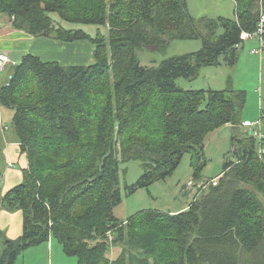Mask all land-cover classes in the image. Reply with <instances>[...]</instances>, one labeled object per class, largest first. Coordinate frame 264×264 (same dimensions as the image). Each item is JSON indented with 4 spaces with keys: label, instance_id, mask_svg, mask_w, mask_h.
Returning <instances> with one entry per match:
<instances>
[{
    "label": "trees",
    "instance_id": "1",
    "mask_svg": "<svg viewBox=\"0 0 264 264\" xmlns=\"http://www.w3.org/2000/svg\"><path fill=\"white\" fill-rule=\"evenodd\" d=\"M233 2L231 18H195L186 0H0V13L17 29L94 46L88 65L26 53L0 85V106L13 110L10 130L27 161L21 182L0 196L6 210L22 212L20 236L0 231V264H19L24 250L49 239L76 264H149L145 253L154 264H264V154L241 127L246 94L231 85L188 90L176 83L201 66L236 63L242 31H257L264 0ZM61 21L105 25L107 38ZM260 37L264 44V26ZM176 39H199L201 48L155 66L138 62L136 48L162 50ZM225 124L231 138L222 170L214 184L193 181L185 209L114 214L121 163L140 160L143 168L127 194L171 175L184 154L200 180L204 138ZM110 230L128 235L133 248L109 258Z\"/></svg>",
    "mask_w": 264,
    "mask_h": 264
},
{
    "label": "rangeland",
    "instance_id": "2",
    "mask_svg": "<svg viewBox=\"0 0 264 264\" xmlns=\"http://www.w3.org/2000/svg\"><path fill=\"white\" fill-rule=\"evenodd\" d=\"M186 2L190 14L195 18H216L218 16L231 18L234 16L233 0H186ZM50 15L54 18H58L55 13ZM61 23L67 28H81L90 34L91 37H95L98 31L107 38V26L105 25L73 23L67 21H61ZM222 32V29L217 31L218 34ZM78 42H82L81 45L73 46L74 48L72 47V50L68 51V54L71 55L72 58L77 59V61L69 65H88L93 63V44L89 40ZM263 47V41L262 44H259L257 38H245L238 48V59L235 64L229 65L222 62L218 65H204L198 69L195 77L190 79L178 78L176 83L183 89L188 90H222L227 87V85H231L237 90H243L246 95L241 112V119L252 120L262 115L264 127ZM200 48L201 41L199 39H176L170 41L162 50L145 46L138 47L135 50V55L141 65L155 66L164 58L195 52ZM79 49H81L82 58L76 55ZM6 72L4 71L0 75L5 76ZM0 109V119H2L1 125H6L5 127L7 129L4 130V132L8 134L13 110L4 106H0ZM230 138L231 130L226 127L206 135L204 140L206 165L201 171L200 180H194L190 156L184 154L179 165L171 175L165 179L155 180L148 187L139 188L134 193L127 194L125 185L135 183L143 172V168L140 160H131L121 163L122 201L114 208V214L119 218L125 219L145 209H154L161 212H178L180 208L192 201L193 196L191 193L194 194V182L198 183L203 181L206 185L221 172L225 155L230 149ZM3 163L0 155V167H3ZM15 166L19 168L17 160H15ZM189 182L193 183L189 185ZM211 183L213 184V182ZM198 189L199 188H197V190ZM261 200L264 204V196H261ZM121 224L125 226L127 225V221L124 220ZM124 230L126 232V228ZM118 234H120L118 230H110L106 234V242L108 245L107 255L109 258H115L122 248H133L129 245L131 240L128 235L125 234L123 239H119ZM141 236L143 235L141 234ZM29 248H57V250L54 249L52 251L51 257L48 251H45V253L41 252L39 256L26 255L25 264H76V258L65 255L61 245L55 239H49V241ZM134 252L142 254L136 247ZM165 253L166 249L164 248L163 255H161L166 257ZM144 255L148 258L149 264H154L152 257L146 253ZM21 260L22 254L18 257L17 263H21Z\"/></svg>",
    "mask_w": 264,
    "mask_h": 264
},
{
    "label": "crops",
    "instance_id": "3",
    "mask_svg": "<svg viewBox=\"0 0 264 264\" xmlns=\"http://www.w3.org/2000/svg\"><path fill=\"white\" fill-rule=\"evenodd\" d=\"M81 43L82 42L63 43L46 37H34L25 30L15 28L11 18L7 14L0 13V52L7 54L10 58V64L7 66L6 70L7 72L5 71L6 75H0V85L7 80L10 74V68L18 64L24 54L31 53L44 61H58L63 65H69L77 61V59L72 58V56L68 54V51L72 50L73 46L81 45ZM78 51L76 55L82 58L81 49ZM1 122L2 119H0V155L4 163L3 167H0L2 171L0 177V196L14 185L21 182L22 169L26 167L27 163L26 155L21 152L19 143L15 139L12 131L9 130L8 134L4 132V130H6L4 127L6 125H1ZM223 127L230 128V125L225 124L209 133H214L216 130L219 131ZM15 160L18 161L19 168H16ZM202 183L203 181L198 182V184ZM194 194L191 193L192 196H194ZM188 205L189 204L184 205L179 210L185 209ZM0 231L9 239H15L20 236L22 232V212L20 210L8 211L0 203ZM2 249L3 245L0 240V253ZM54 249L57 250V248H27L22 252V260L19 264H25L26 255L39 256L41 252L45 253V251H48L51 257Z\"/></svg>",
    "mask_w": 264,
    "mask_h": 264
},
{
    "label": "built area",
    "instance_id": "4",
    "mask_svg": "<svg viewBox=\"0 0 264 264\" xmlns=\"http://www.w3.org/2000/svg\"><path fill=\"white\" fill-rule=\"evenodd\" d=\"M263 26H264V12L261 14L260 22L258 25V29L255 33H247L242 32L241 38L244 40L245 38H257L259 41V44H262V38L260 37L263 32ZM10 64V58L7 54L0 52V73L7 70V66ZM10 77V74L8 75V78ZM241 127H243L244 130L248 131L255 139L259 142V153L264 154V127H263V121H262V115L256 119L252 120H243L241 123ZM4 129H7L6 127ZM213 182V184L216 181V178H213L210 180ZM193 182H189V185Z\"/></svg>",
    "mask_w": 264,
    "mask_h": 264
},
{
    "label": "bare ground",
    "instance_id": "5",
    "mask_svg": "<svg viewBox=\"0 0 264 264\" xmlns=\"http://www.w3.org/2000/svg\"><path fill=\"white\" fill-rule=\"evenodd\" d=\"M243 32V31H242Z\"/></svg>",
    "mask_w": 264,
    "mask_h": 264
}]
</instances>
